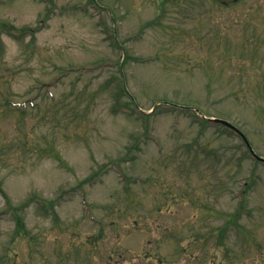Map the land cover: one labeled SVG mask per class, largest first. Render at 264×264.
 I'll list each match as a JSON object with an SVG mask.
<instances>
[{
	"label": "rangeland",
	"instance_id": "374dc122",
	"mask_svg": "<svg viewBox=\"0 0 264 264\" xmlns=\"http://www.w3.org/2000/svg\"><path fill=\"white\" fill-rule=\"evenodd\" d=\"M5 21L0 264H264V162L202 120L264 157V0H0Z\"/></svg>",
	"mask_w": 264,
	"mask_h": 264
},
{
	"label": "water",
	"instance_id": "95a60500",
	"mask_svg": "<svg viewBox=\"0 0 264 264\" xmlns=\"http://www.w3.org/2000/svg\"><path fill=\"white\" fill-rule=\"evenodd\" d=\"M222 1H226V2H230V1H235V0H222ZM217 121H221L229 126H232L234 128H236L233 124H231L230 122H228L227 120H221V119H217Z\"/></svg>",
	"mask_w": 264,
	"mask_h": 264
},
{
	"label": "trees",
	"instance_id": "16d2710c",
	"mask_svg": "<svg viewBox=\"0 0 264 264\" xmlns=\"http://www.w3.org/2000/svg\"><path fill=\"white\" fill-rule=\"evenodd\" d=\"M6 25H9L6 21L3 22V23H0V27H3L4 26V28H5ZM205 122H207V120H205Z\"/></svg>",
	"mask_w": 264,
	"mask_h": 264
},
{
	"label": "flooded vegetation",
	"instance_id": "af4514ba",
	"mask_svg": "<svg viewBox=\"0 0 264 264\" xmlns=\"http://www.w3.org/2000/svg\"><path fill=\"white\" fill-rule=\"evenodd\" d=\"M186 264H189V262H186Z\"/></svg>",
	"mask_w": 264,
	"mask_h": 264
}]
</instances>
